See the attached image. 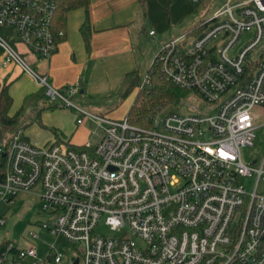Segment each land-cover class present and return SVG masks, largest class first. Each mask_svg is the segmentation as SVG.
I'll return each mask as SVG.
<instances>
[{"label": "built area", "instance_id": "2783aa9c", "mask_svg": "<svg viewBox=\"0 0 264 264\" xmlns=\"http://www.w3.org/2000/svg\"><path fill=\"white\" fill-rule=\"evenodd\" d=\"M55 11L54 0H0L3 66L20 67L50 103L77 112L79 124L93 120L103 134L84 147H39L21 134L0 140V199L40 196L52 219L43 228L81 246L72 264H264V160L246 164L241 153L254 146L252 111L264 109V0H224L198 36L163 45L155 59L162 75L219 107L211 115L160 111L149 126L86 111L71 99L78 84L56 88L26 61L29 52L37 62L57 52ZM245 31L253 39L231 55ZM149 83L147 74L140 88ZM256 175L249 191L246 180ZM7 244L0 264L38 257L37 246ZM53 249L43 262L60 264Z\"/></svg>", "mask_w": 264, "mask_h": 264}, {"label": "crops", "instance_id": "0c3cea01", "mask_svg": "<svg viewBox=\"0 0 264 264\" xmlns=\"http://www.w3.org/2000/svg\"><path fill=\"white\" fill-rule=\"evenodd\" d=\"M190 14L191 0H176L173 3H170V0H91L88 8L92 28L89 46L80 32L86 11L84 9L72 11L67 18L66 41L59 44L57 52L49 61L44 62L41 70L39 63L37 70L47 75L56 88L78 84L79 94L82 95L81 108L96 115L109 117L110 111L106 104L117 96L120 97L121 86L128 73L137 70L139 72L138 50L142 37L147 34L150 37L157 36L156 43L161 48L167 42L187 35L195 29H191V26H177ZM151 31L155 32L153 36L150 35ZM3 62L4 51L0 49V87L4 85L9 87V93L13 98L11 114L21 108L25 111V105L20 104L15 108L16 95L28 94L30 86L17 82L19 78L14 76V72L20 67L17 65L4 67ZM21 73L34 88L31 94L34 103H41L40 108L34 113L39 114L40 118L42 111L54 107L47 106L44 99L40 98L41 88L37 83L22 70ZM31 118H34V115ZM87 120L91 119H85L80 125ZM26 129L27 127L20 133L24 135ZM51 131L55 138L52 142L55 143L72 147L92 144L87 143L85 137L73 142V134L69 136L54 128H51ZM23 137L33 143L28 136Z\"/></svg>", "mask_w": 264, "mask_h": 264}, {"label": "rangeland", "instance_id": "374dc122", "mask_svg": "<svg viewBox=\"0 0 264 264\" xmlns=\"http://www.w3.org/2000/svg\"><path fill=\"white\" fill-rule=\"evenodd\" d=\"M224 0H200L199 3L193 4L191 0V14L187 15L181 22L177 24L180 27L191 26V29L199 26L203 22H207L213 18L215 12L220 8ZM178 29V28H177ZM254 37L253 31H245L242 33L237 46L231 51V55L238 53L245 45H247ZM157 36L150 37L148 34L141 39L139 54V72L142 80L148 74V70L153 64L158 52L161 50L157 46ZM18 50L26 53V47L19 45ZM256 56L258 54L256 53ZM28 63L40 70L44 67V62H37L36 56L30 52L24 55ZM37 62V63H36ZM14 76L18 77V83L29 85V93L26 95H16V106L25 105V111L21 119L22 124H28L29 119L35 116L36 110L40 108L41 103H34L31 96L34 89L28 79L21 73L20 68L14 72ZM26 92V91H24ZM23 94V93H22ZM81 94L72 97V101L82 107ZM135 99V93L130 94L125 100L121 101L120 97H116L110 103L106 104L110 111L111 119H123L127 116L128 111ZM219 105L216 103H207L201 100L197 95H187L183 102L179 105H171L166 109L167 113L175 115L196 113L197 110L204 112L206 115L216 113ZM252 114L256 117L255 121V140L254 146L243 148L242 158L246 164H250L254 159H258L257 167H260L264 160V109L256 107ZM108 117V118H109ZM79 114L71 108L54 106L53 109H45L40 115L39 121L28 126L22 136H28L33 144L39 147L46 146L50 142L55 141L51 128L60 133L72 136V141L77 142L79 139L87 138V143H96L103 134L102 127L98 126L93 120H87L83 125L78 123ZM66 130V131H65ZM67 132V133H66ZM257 181V175L246 180V186L249 191H253ZM259 191H264V183L259 185ZM0 219L5 220V226L0 230V251L8 252V244L11 243L15 248H28L32 245L38 248L37 259H27L24 264H49L48 261L43 262L48 255L49 249L53 246V252L57 251L63 255V261L60 264H72L71 259L80 255V245L70 244L63 237L52 236L45 228L43 223L52 221L51 215L48 214L40 203V196L35 193H19L12 203L0 199ZM99 232L113 236L114 233L108 227L102 226ZM36 235V238L33 237ZM12 253H9L11 256ZM40 260V261H39Z\"/></svg>", "mask_w": 264, "mask_h": 264}, {"label": "trees", "instance_id": "16d2710c", "mask_svg": "<svg viewBox=\"0 0 264 264\" xmlns=\"http://www.w3.org/2000/svg\"><path fill=\"white\" fill-rule=\"evenodd\" d=\"M56 11L54 16L53 30L58 44L67 39V18L68 14L78 9L86 11V18L80 28V32L89 46V40L92 28L88 16V8L91 0H54ZM176 0H170V3ZM203 23L195 27L188 33L189 37L198 36L204 29ZM156 59V58H155ZM150 75L149 85L140 88L142 78L140 73L133 71L128 73L122 83L120 90L121 101L125 100L130 94L135 93V99L128 111L127 117L135 125L149 126L152 116L160 111H166L171 105H179L187 95H194L191 91L183 90L175 83L166 79L160 70L159 64L154 60L148 70ZM40 98L44 99L47 106L54 107L45 96V90L41 88ZM13 107V98L9 93V87L4 85L0 87V140L5 137L12 138L28 127L35 121H39V114L30 118L28 124H22L24 109L21 108L14 114H11Z\"/></svg>", "mask_w": 264, "mask_h": 264}, {"label": "water", "instance_id": "95a60500", "mask_svg": "<svg viewBox=\"0 0 264 264\" xmlns=\"http://www.w3.org/2000/svg\"><path fill=\"white\" fill-rule=\"evenodd\" d=\"M255 162H256V159L252 163H255ZM78 262H79V260L76 259L73 264H78Z\"/></svg>", "mask_w": 264, "mask_h": 264}]
</instances>
